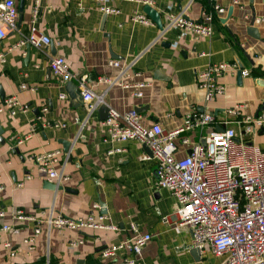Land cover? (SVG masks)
Instances as JSON below:
<instances>
[{
  "label": "crops",
  "instance_id": "crops-1",
  "mask_svg": "<svg viewBox=\"0 0 264 264\" xmlns=\"http://www.w3.org/2000/svg\"><path fill=\"white\" fill-rule=\"evenodd\" d=\"M14 1L18 30L0 42V52L7 53L0 87L5 98L15 96L29 110L15 116L0 114V185L4 188L0 192V214H4L0 215V264H120L125 251L116 261L104 260L100 252L133 238L132 224L141 234L152 236L139 264H224L226 256L211 250L196 252L188 228L178 226L173 216L176 200L156 187V161H140L146 148L137 142L104 143L106 130L99 107L91 111L80 97L72 99L67 84L54 75L49 63L53 57H63L72 72L86 76L111 110L125 113L142 108L139 113L145 126L159 123L172 131L188 116L207 112L213 114L215 124L190 132L193 142L231 127L264 150V126L247 135L239 125L245 116L256 118L264 112V23L254 24L259 39L247 32L254 19L264 20V0H111L109 5L120 11L118 15L102 13L94 0H41L35 26L48 42L42 49L32 47L28 64L27 45L18 44L31 32L35 0ZM216 3L225 12L215 13L212 37L168 28V14L182 13L200 22ZM147 5L160 13L163 31L156 24L130 20L136 13L145 14ZM219 63L237 64L251 75L239 81L238 74H225L219 79L225 94L206 103L197 74ZM139 83L147 85L140 99L125 87ZM22 84L30 89L22 90ZM74 84L80 92L78 83ZM237 106L243 107L241 116L230 114ZM23 138L24 143L17 145L16 140ZM61 140L71 143L69 153ZM112 148L125 151L109 155ZM52 152H60L56 169L69 177L60 185L63 190L45 187L47 182L55 183L34 160ZM188 154L189 149L181 146L178 158ZM95 204L100 208L95 209ZM18 210L35 220H17ZM105 210L107 224L117 230L49 231L45 224L51 212L84 219ZM4 226L20 231L3 232ZM37 226L40 233L35 232ZM28 238L36 239L33 250L24 243ZM79 240L83 243L72 248V242Z\"/></svg>",
  "mask_w": 264,
  "mask_h": 264
},
{
  "label": "built area",
  "instance_id": "built-area-1",
  "mask_svg": "<svg viewBox=\"0 0 264 264\" xmlns=\"http://www.w3.org/2000/svg\"><path fill=\"white\" fill-rule=\"evenodd\" d=\"M40 1L35 0L31 32L20 40L18 46L30 44L32 47L42 49L48 42L35 26ZM94 1L104 14H120L118 9L109 5L111 0ZM224 12L225 10L216 3L213 11L202 14L200 22L189 20L182 13L168 14L166 19L168 28L186 30L196 36L210 38L214 32L215 13ZM18 19L19 10L16 2L0 0V42L18 30ZM130 20L135 24L155 25L144 13H136ZM255 22L261 24L264 20ZM6 62L7 53L0 52V69ZM112 64L115 67L120 66L118 61H113ZM49 67L64 84L78 83L83 101L89 105L91 111L104 104L103 96L95 94L88 85L86 76L80 77L72 72L63 57L51 58ZM239 72L243 77L251 75L249 70L228 63L211 64L199 71L197 85L206 92V103H212L218 96L225 94L226 88L219 82L222 76L236 75ZM105 81L110 83L109 80ZM146 86L139 83L125 87L132 88L134 96L140 99L143 98V89ZM21 89L27 90L30 87L22 84ZM61 97L64 99L66 95ZM242 108L237 106L230 114L241 116ZM28 110L29 106L20 103L15 96L0 99V114L9 112L11 116H15L18 112L26 113ZM214 124L213 114L204 112L188 116L183 125L175 130L165 131L159 123L143 125L142 115L135 109L125 113L110 109V117L102 122L106 130L104 143L137 142L150 149L152 155L144 152L140 156V161H156V187L167 190L176 200L173 216L178 220V226L188 228L195 249L200 252L211 250L216 256H226L224 264H264V150L245 140L242 133L239 135L237 130L231 127L221 132L214 131L200 142H193L188 135L194 130H202ZM239 125L247 135L257 133V130L264 126V112L256 118L245 116ZM24 141L25 138L17 139L16 144L21 145ZM181 146L189 149V154L184 158H178ZM124 151L123 148H112L108 154L114 155ZM59 156L60 152H52L34 157L40 170L58 186L69 180L68 176L56 169ZM3 189L0 185V192ZM99 208L100 205L95 204V209ZM16 219L21 222L35 220L23 210L16 212ZM107 220L105 214L71 219L51 212L45 224L49 231L117 230L116 226L107 224ZM164 220L168 223L169 217ZM131 230L134 233L133 238L105 247L100 252L101 257L104 260L116 261L119 254L125 251L127 256L120 260V264H139L143 249L152 241V236L141 234L135 224L131 225ZM2 231L18 234L20 229L4 226ZM40 231V227L37 226L35 232ZM35 241V238H28L24 243L33 250ZM82 243V240L74 241L71 246L77 248ZM6 247L9 248V244H6Z\"/></svg>",
  "mask_w": 264,
  "mask_h": 264
},
{
  "label": "water",
  "instance_id": "water-1",
  "mask_svg": "<svg viewBox=\"0 0 264 264\" xmlns=\"http://www.w3.org/2000/svg\"><path fill=\"white\" fill-rule=\"evenodd\" d=\"M144 12H145L146 15H148L153 20V22L160 28V30H162V31L164 30V25H163V22H162V18H161L160 13H158V11H156L150 5H147L144 8ZM254 24H255V19L253 20V23H252L251 27L248 28L247 32H248V34L251 37H253L255 39H259L258 30L256 28H254ZM31 49H32V46L30 44H27L28 53H27V58L25 59V63H27V64H28V61H29V58H30ZM238 79H239V81L242 80L241 72L238 73ZM260 82H262V81H260ZM262 83H264V82H262ZM66 89H67V91H68V93H69V95H70V97L72 99H77L78 97H80L81 100H83L82 95L77 90V87H76V85L74 83H72V82L68 83L67 86H66ZM0 97H1L2 100L5 98V94H4V92H3L1 87H0ZM135 110L137 112H142L143 111L142 108H137ZM99 115H100V119L102 121L107 120L110 117V108L106 104H102L99 107ZM221 131H219V132H221ZM61 143L64 146V151L66 153H69L70 148H71V143H69L67 141H64V140H61ZM144 147L146 148V152L148 154L152 155L150 149L147 146H144ZM45 187L49 188L50 190H63L64 189L62 186H57L56 184H53V183H50V182H47ZM67 191L68 192H72L71 190H67ZM102 213L107 215L108 212L105 210ZM196 252H199V251H196Z\"/></svg>",
  "mask_w": 264,
  "mask_h": 264
}]
</instances>
